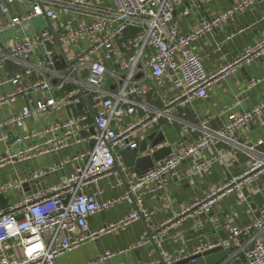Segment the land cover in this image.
<instances>
[{"label": "built area", "instance_id": "built-area-1", "mask_svg": "<svg viewBox=\"0 0 264 264\" xmlns=\"http://www.w3.org/2000/svg\"><path fill=\"white\" fill-rule=\"evenodd\" d=\"M24 1L0 0V15L6 16V22L0 23V32L39 15H44L49 20H58L57 28L53 32L46 26L30 36L10 39L4 49H0V69L8 59L27 62L32 52L52 45L55 41L63 47L88 39L89 45L78 57L69 61L65 74H59L62 81L54 87L56 91H60L66 82L72 84L71 88L56 97L25 104L8 116L3 125L22 127L35 114H43L50 109L77 107L81 102L86 108L40 129L28 128L21 136L4 134L3 139L14 143L36 137L43 138V141L33 142L13 154L6 153L0 159V164L47 153L57 154L61 149L71 146L85 145V148L66 158H57L56 163L48 168L24 176L15 175L0 183L2 196L18 189L24 182L40 180L48 174L61 171L57 182L47 189L23 196L19 202L0 208V264H59L58 258L61 255L96 235L91 233L71 237L69 233L76 228L85 229L92 214L103 212L121 201L128 202L134 208L120 224L102 231L118 230L142 218L157 244L162 242L168 229L177 228L186 217L210 215L213 206L222 197L232 193L236 195L238 202L251 209L250 194L264 189V151L259 149L264 138L247 144L241 141V136L249 133L250 121L256 117H260L258 125L264 126V100L245 113L231 114L227 122L217 128L209 126L210 116L205 117L200 124L201 135L197 141H179L178 152L171 153L139 175L127 172L126 189L120 195L100 200L97 191L87 192V189L100 178L114 174L116 166L122 167L119 151L138 148L143 139L140 134L145 128L154 127L153 133H157L161 130L162 118L169 119L174 108L207 98V87L220 74L232 71L242 61L264 55L263 38L254 46L246 48L235 63L225 65L210 74L206 72L202 58L192 46V42L202 34L211 32L234 14L263 0H237L223 11L202 21L188 34L179 32L174 19V10L182 0H105L106 6L94 8L91 19L79 24L74 13L77 12V7L86 4L85 0H34L27 10L13 12L10 9L18 7ZM44 1L51 2L53 7H44ZM182 13L186 15L188 9H184ZM51 49L36 68L46 70L47 67L54 66L59 53ZM112 60H115V68L109 71L106 62ZM31 71L24 65L12 78H0V85L5 82L18 83L24 74ZM83 72H86L84 76ZM107 74L109 83L105 85ZM165 83L170 85L174 93L163 101L162 107L153 106L144 99L146 94ZM48 87L49 82L43 80L25 85L20 91L29 95L35 90ZM13 95L11 93L6 96L13 98ZM6 96H1L0 102ZM138 112L140 114L131 121H122L124 117ZM219 144L243 148L248 152L250 158L246 168L210 189L200 199L182 205L160 224L152 223L153 211L142 205L146 195H167L171 176L181 179L183 176L208 171L216 159L220 161L223 155L230 153V148L222 150L218 158L211 155L186 168H182V163ZM167 145L166 139L160 143L161 147ZM67 164H72V168L65 173ZM250 186L253 187L247 194L246 189ZM81 201L84 202V210L73 211L74 206L81 207ZM35 210L40 211L43 223L37 220ZM37 242L42 244V249H36ZM146 242L148 241L143 240L129 248ZM216 246L225 251V256L217 264H264V204L257 208V213L253 212L249 223L231 227L226 237L213 243L198 244L191 254L171 257L164 255L162 260L164 264H177L189 256ZM113 255L115 253L105 251L86 264H103ZM138 264H160V260L156 263Z\"/></svg>", "mask_w": 264, "mask_h": 264}, {"label": "crops", "instance_id": "crops-1", "mask_svg": "<svg viewBox=\"0 0 264 264\" xmlns=\"http://www.w3.org/2000/svg\"><path fill=\"white\" fill-rule=\"evenodd\" d=\"M61 1V0H60ZM64 1V0H62ZM237 0H182L174 10V19L177 23L180 33L188 34L198 27V25L215 14L223 11L227 7L233 5ZM31 2L34 0H25L21 5L10 7L16 10H27L30 8ZM58 2V0L56 1ZM84 5L77 7L74 13L77 17V23H86L91 19L94 8L106 6L105 0H85ZM44 7H53L49 1L42 3ZM188 9L185 15L182 12ZM70 15H73L72 13ZM39 18L42 25L39 30L44 27L50 28L55 32L58 20H49L44 15L35 16ZM25 20L17 27L24 36H30L35 32L26 34L28 30L29 20ZM6 22V16L0 15V23ZM49 22V24H48ZM26 25V26H25ZM7 29V28H5ZM4 30V29H3ZM38 30V31H39ZM133 30L131 29V32ZM264 38V0L254 4L251 7L243 9L234 14L223 24L217 26L211 32L204 33L192 42V46L198 55L202 58L203 66L207 73L217 72L225 65L235 63L241 56L243 51L254 46ZM10 40L6 38L0 40V49H4V45ZM89 45V40L84 39L81 42L70 45L60 46L56 41L52 45H46L31 53L27 62L23 63L13 59H8L5 65L0 69L1 79H10L14 74L21 70L24 65L32 69L29 74H24L18 83L5 82L0 85V97L14 93L13 98L7 97L0 102V159L6 156V153H16L21 149L27 148L33 142H42L43 138L36 137L24 140L22 143H14L12 140L3 139L4 134H11L12 137L21 136L28 128L40 129L48 124L59 121L67 116L75 115L82 112L85 104H78L73 108L50 109L43 114H35L28 118L22 127L15 125L4 126L3 122L8 116L18 111L22 106L29 103L32 104L38 99H46L56 97L60 93L64 94L72 87L71 83H64L60 91L54 89L55 85L62 81L59 74L64 75L69 61L78 57ZM55 50L59 53L54 66L47 67L46 70L36 68L42 59L45 58L48 50ZM106 68L113 71L115 68V60L106 62ZM53 70V71H50ZM48 81L49 87L38 89L25 95L20 89L30 83L38 81ZM255 80V82H252ZM105 85L109 83V74L105 76ZM174 93L168 83L154 88L152 92L145 95L144 99L156 107H162L163 101L167 100ZM207 98L198 99L186 106L176 107L171 112L169 119L162 118L161 126L172 125L178 133L179 141L195 142L200 138V124L205 117L210 116L209 126L217 128L227 122L231 114H241L249 111L252 107L258 105L264 100V55L261 57L242 61L237 64L232 71L226 74H220L207 87ZM135 115L126 116L123 122H129L134 119ZM264 118V113L262 114ZM260 117H256L250 121L249 133L241 136L243 143H253L264 138V126L258 125ZM154 127L145 128L140 134L141 138L153 134ZM13 139V138H12ZM142 139V140H143ZM164 141V140H163ZM161 141V142H163ZM160 142V143H161ZM177 142V143H178ZM160 143L153 149L150 147V141L147 143V151L138 153L143 155L151 153L155 149L161 148ZM173 145V152L180 150L179 145ZM169 144V143H168ZM85 148V145L71 146L61 149L57 154L47 153L41 156H34L28 159H14L12 161H4L0 164V183L6 182L15 175L24 176L30 172L48 168L56 163L57 158H66L79 149ZM230 148L227 153L220 159H216L212 167L206 171L195 175L183 176L176 178L169 177V186L167 195L160 197L159 193L146 195L143 206L153 211L151 222L155 225L160 224L168 217L176 213L182 205L192 203L203 197L210 189L224 183L227 179L241 173L249 162L250 155L243 148L228 147L219 144L214 148L188 159L182 163V168H186L195 161L202 160L208 156L214 155L218 158L225 149ZM264 151V143L259 146ZM152 150V151H151ZM223 150V151H222ZM118 167L116 172L110 176L100 178L96 184L87 189V192L97 191V197L100 200L110 199L118 196L126 189L125 175L128 172L135 176L131 167L123 164ZM72 164H67L64 172L71 171ZM57 173H51L40 180L28 181L21 186L12 190L5 195L0 196V208H6L11 204L19 202L26 195H33L38 191H42L57 182ZM253 186L246 189L249 194ZM250 198L253 201V195ZM134 208L126 201H121L113 207L92 214L87 221L85 229L76 228L69 234L71 237L89 235L96 233L92 238H88L71 251L61 255L58 258L59 264H86L88 261L96 258L99 253L110 251L115 253L103 264H138L140 262L156 263L164 255L178 256L183 254H191L198 244L213 243L226 237L230 228L233 226H242L252 220L253 212L257 213V208L252 209L246 204L238 202L234 193L227 197H222L212 208L210 215L200 214L196 217H186L182 223L175 229H168L162 242L154 243L150 240V233L146 222L141 218L132 221L114 231H102L111 226L120 224L121 220ZM143 240L148 242L129 248ZM129 248L127 251L121 250Z\"/></svg>", "mask_w": 264, "mask_h": 264}, {"label": "water", "instance_id": "water-1", "mask_svg": "<svg viewBox=\"0 0 264 264\" xmlns=\"http://www.w3.org/2000/svg\"><path fill=\"white\" fill-rule=\"evenodd\" d=\"M49 24V22H48ZM50 25V24H49ZM86 72H83V76ZM167 140L169 145L155 149L151 153H146L143 155H138V153H145L147 151V143L150 141V147L153 149L161 141ZM179 136L177 131L172 125H162L161 130L157 133H153L143 140H141L138 148L129 149L125 148L119 151L120 158L123 164L127 167H131L133 172L137 175L151 169L155 163L167 157L173 153V145L177 143ZM118 168V166H116ZM264 204V189L261 192H257L253 195V201L250 203L252 209L261 208ZM150 233V240L152 244L157 248V245L154 243ZM225 256V251L220 247L216 246L210 249L205 250L204 252L192 255L183 259L177 264H217ZM160 264H164L161 256Z\"/></svg>", "mask_w": 264, "mask_h": 264}, {"label": "rangeland", "instance_id": "rangeland-1", "mask_svg": "<svg viewBox=\"0 0 264 264\" xmlns=\"http://www.w3.org/2000/svg\"><path fill=\"white\" fill-rule=\"evenodd\" d=\"M29 21L30 22H28V30L25 31L26 34H30L32 32L38 31L40 28H42L41 27L42 25H40L41 21L39 20V18L35 17ZM23 34L24 33L19 31V29L17 27L7 28V29H4L0 32V40L4 41L6 38H10V39L21 38V36H24Z\"/></svg>", "mask_w": 264, "mask_h": 264}, {"label": "clouds", "instance_id": "clouds-1", "mask_svg": "<svg viewBox=\"0 0 264 264\" xmlns=\"http://www.w3.org/2000/svg\"><path fill=\"white\" fill-rule=\"evenodd\" d=\"M102 70V69H100ZM83 201H81V207L80 208H76L75 206L73 207V211H83ZM35 216L37 218V220L40 222V223H43V218L41 217V213L39 210H35ZM36 249H42V244L40 242H37L36 244Z\"/></svg>", "mask_w": 264, "mask_h": 264}]
</instances>
